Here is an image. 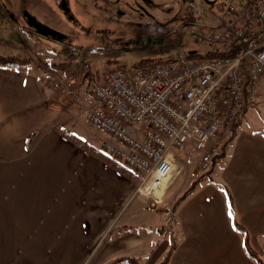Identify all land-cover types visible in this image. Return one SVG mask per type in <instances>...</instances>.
<instances>
[{"label": "crops", "instance_id": "obj_1", "mask_svg": "<svg viewBox=\"0 0 264 264\" xmlns=\"http://www.w3.org/2000/svg\"><path fill=\"white\" fill-rule=\"evenodd\" d=\"M20 56L32 60L31 68H0V264H107L121 256L163 264L172 244L167 264H257L235 224L246 228L264 263V133L238 141L247 109L225 156L201 182L176 189L173 201L188 195L165 235L135 180L61 134L98 149L94 135L78 128L80 84L31 52Z\"/></svg>", "mask_w": 264, "mask_h": 264}, {"label": "built area", "instance_id": "obj_2", "mask_svg": "<svg viewBox=\"0 0 264 264\" xmlns=\"http://www.w3.org/2000/svg\"><path fill=\"white\" fill-rule=\"evenodd\" d=\"M221 2L214 4L220 20L192 34L210 56L117 66L92 89L95 103L84 116L114 140L99 150L137 175V193L145 197L160 200L178 173L177 153L190 145L201 155L195 178L205 177L238 115L258 101L264 0Z\"/></svg>", "mask_w": 264, "mask_h": 264}, {"label": "rangeland", "instance_id": "obj_3", "mask_svg": "<svg viewBox=\"0 0 264 264\" xmlns=\"http://www.w3.org/2000/svg\"><path fill=\"white\" fill-rule=\"evenodd\" d=\"M221 1L0 0V55L20 56L21 52L27 51L39 57L48 67L50 63L64 61L62 40L38 31L35 24L47 28L63 40L82 46L83 53L74 56L75 69L69 73L61 72L66 78L80 84L83 103L79 104L77 111L82 108L85 112L93 105L94 85L112 68L131 67L149 59L165 61L193 54L205 55L208 48L194 42L192 34L207 31L203 27L205 24L220 20L214 13V4ZM221 5L217 7L221 9ZM259 88L257 103L248 107L240 121L238 141L246 136L264 133V86L260 85ZM78 116L79 131H83V136L94 135L98 148L104 140L114 142L112 137L84 116ZM232 154L229 161L220 162L218 167L222 169L221 174L228 171L234 158ZM200 156L192 145L178 152V173L174 177L177 182L171 186L175 182L171 180L165 186L160 200L148 197L154 210L159 212V229L165 235L171 231L170 217L184 194L173 201L177 194L175 191L182 181L184 186L190 180L196 181L195 172L200 164ZM135 181L139 185L137 178ZM187 207L186 202L177 212L186 215Z\"/></svg>", "mask_w": 264, "mask_h": 264}, {"label": "trees", "instance_id": "obj_4", "mask_svg": "<svg viewBox=\"0 0 264 264\" xmlns=\"http://www.w3.org/2000/svg\"><path fill=\"white\" fill-rule=\"evenodd\" d=\"M63 44V54H64V61L59 62V63H50L49 65L52 67V69H57L59 71H63L65 73H69L72 72L75 69V55H80L81 53H83L84 48L82 46H77L72 44V42L68 41V40H62L60 41ZM211 53L206 54L205 56H210ZM189 56H198V57H203V55L201 54H193V55H189ZM153 61L152 59L149 60H142L141 62H139L138 64H147L149 62ZM32 66V60L27 57V56H15V55H0V68L1 69H14L17 71H22V70H27L29 68H31ZM246 82H248V84H250L248 78L246 79ZM243 113H240L237 117V120L235 122L234 128L232 130V133L230 135V138L228 139L224 150L222 152V155L219 157L218 160H220L221 158H223L225 156V152L226 149L233 137V133L235 128L238 126L240 118L242 116ZM61 134L68 138L69 140H71L72 142H75L76 144L80 145L83 149H85L86 151H88L91 154H95L100 156L109 166H111L112 168L116 169L118 172H120L121 174L135 180L136 177L134 176L133 172L129 169H127L125 166H123L121 163L115 161L114 159L105 156L101 153V151L95 147H92L91 145H89L86 142H83L81 139L71 135L68 131H61ZM214 160L212 162V165L215 163ZM211 165V168H212ZM211 170V169H210ZM208 174V173H207ZM205 177H203L202 179L198 180L197 182H201ZM228 194V200H229V204H232V200L230 197V194ZM188 195V192H186L183 197L180 198V201L182 199H184L186 196ZM235 228L241 232L244 236V250L246 252V254L253 259L257 264H264L263 261L260 259L258 252L251 246L249 238H248V233L246 231V228L242 225L239 224H235ZM132 229L131 227L128 228L127 230ZM172 248L171 250L168 252V254L165 256L164 259V263L163 264H167L172 252L174 250V244H172ZM141 261L139 258L137 257H133V256H121L119 258H116L112 261H110L107 264H140Z\"/></svg>", "mask_w": 264, "mask_h": 264}, {"label": "flooded vegetation", "instance_id": "obj_5", "mask_svg": "<svg viewBox=\"0 0 264 264\" xmlns=\"http://www.w3.org/2000/svg\"><path fill=\"white\" fill-rule=\"evenodd\" d=\"M35 24V23H34ZM37 24H35V26H36ZM37 28V27H36ZM38 29V28H37ZM38 31H41V32H44L46 35H50V36H54L55 38H56V40H58V41H60V40H63V39H61L60 37H58V36H55L54 34H50V33H46L45 31H43L42 29H38Z\"/></svg>", "mask_w": 264, "mask_h": 264}, {"label": "water", "instance_id": "obj_6", "mask_svg": "<svg viewBox=\"0 0 264 264\" xmlns=\"http://www.w3.org/2000/svg\"><path fill=\"white\" fill-rule=\"evenodd\" d=\"M36 27L38 28V29H42L43 31H45L46 33H52L51 31H49L47 28H45V27H43V26H41V25H36Z\"/></svg>", "mask_w": 264, "mask_h": 264}, {"label": "bare ground", "instance_id": "obj_7", "mask_svg": "<svg viewBox=\"0 0 264 264\" xmlns=\"http://www.w3.org/2000/svg\"><path fill=\"white\" fill-rule=\"evenodd\" d=\"M168 187V186H167Z\"/></svg>", "mask_w": 264, "mask_h": 264}]
</instances>
